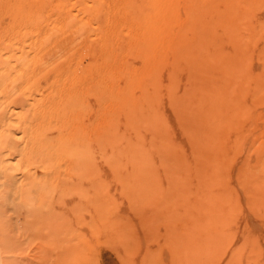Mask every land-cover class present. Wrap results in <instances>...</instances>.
<instances>
[{
	"label": "rangeland",
	"instance_id": "obj_1",
	"mask_svg": "<svg viewBox=\"0 0 264 264\" xmlns=\"http://www.w3.org/2000/svg\"><path fill=\"white\" fill-rule=\"evenodd\" d=\"M61 1L60 0L59 1L58 0H0V123H1L2 117L7 118L8 114L14 115V117H10L9 119L6 120L8 122L7 123L8 125L10 124L12 125L10 129L8 128V131L6 133H9L10 135H12L13 140H15V142L8 141L4 137L3 134L1 135V132H0V146L1 144H3V148L2 146L0 147V156L5 153L14 154L13 162L16 168L11 174H10L11 170L9 171V175L13 179V181L19 175L20 172L30 173L31 172L30 168H32L31 166L34 167L35 165V167L36 166L38 167V171L35 172L36 174L34 175L35 176L34 181L36 180V182H33L31 184V185L33 184L35 185L34 192H32L33 189L31 187L30 188L28 187L29 184L27 185H24L23 183L18 184L16 181V183L20 185V187L15 184L13 187L8 186V188H5V191H4L6 193V189L10 190V191L8 190V192H11L14 190L16 192L15 193L13 191L15 196L12 192H11L12 194L10 193L8 195L3 193V196L6 197L5 199L6 201L4 204L5 206L3 207L7 213V217L8 216L9 217L7 220L2 222L3 224H0V226L3 229V232L2 231L0 232L4 234L3 235L2 233H0L1 234L0 236V264H52V262L54 263V261L56 262L54 264H60L61 260L59 259L63 256V254L67 256V254L68 253L70 254V251H72L70 249L69 250L67 249L65 250V252L60 253L62 244L64 246L65 244L67 245L68 243H71V242H72L71 244H73L74 240L76 242H79V244L80 242L84 241L86 245H88V247L92 246L94 241L96 242L98 241L97 243L98 247L96 249L97 254L93 251H87V250L85 252L86 258L88 257L87 258L88 263H91V262L93 263V261H95V256H97L96 262H98V264H182V263L187 264L185 256L183 255V251L180 250L178 246V245L181 246V241L183 239L182 228L184 227L181 225L182 221H176L177 218L175 217L171 219V217L173 216L171 215L173 214L172 211L170 212L171 214H169L170 216L168 217V212H169L168 209L164 210V208L167 207L166 201L174 199L173 198L174 193L171 191L169 193V191H167L168 187L166 186H168V183L170 182L171 177H169L168 175L169 173L163 168L164 166L163 159L159 157L161 155L157 156V153L159 152L158 149L156 148H152L153 150L151 149L153 153L150 151L152 154L151 155L152 159L150 157L151 164L149 166H150V169H151L150 171L152 172V175L156 179L155 183H156L157 189L159 190V194L157 195L156 193L154 195L152 193V196H149L151 194V191L150 192L148 191L149 194L147 195L149 197L147 195H146L147 196L146 198H145V195L143 197L137 196L138 198H140V200H138L137 197L135 200V196H136V195L134 196L135 190H133V187L131 184L133 182L131 179H129L131 178V176L133 177V175H131V172H132L131 166H130L131 162L129 161L126 162L125 159L121 161L118 160L120 163H117L118 161L117 162L113 161L114 163H117L116 164L117 166L118 164H121V163H125V166L124 164L122 165V167H124L123 169L121 168V165L120 167L118 166L119 168L114 167V169H112L113 166L110 165V162H108L101 155L103 151H105L103 150L104 146L103 148H100V145H99L100 141L97 142L99 135L97 136L96 134L99 133L98 129L100 128L103 129L102 128L103 126L100 123H102L103 120L105 119V115H104V119L102 115L105 113L107 114L108 112V111L106 112L105 109L103 110V108L104 106L106 107V104H107L106 109L108 110L110 106L112 107V103H113L112 99H110L111 101H109L110 97L106 98L111 95H112V98L114 97L113 95L114 92H112V90L109 89L111 91V94L109 93L110 91L109 92L107 91L108 93L106 92L109 86L112 85V83L110 84L111 80L116 81L114 83L115 85L113 84L114 87L112 86L114 89L118 86H119L118 88H120V85L122 88L124 87L123 81L124 83L126 82L124 79H126L125 77L127 75H124L125 72L123 73V71H126L125 68L126 69L128 68L127 65L132 66L131 68L133 69L140 68L141 66L140 61L142 60L141 58H139L138 55H132L131 53L128 52L129 54L134 56L132 57L131 55L129 54L126 55L124 53V52H127L128 50V49L126 50V47L130 48V44H131V39H130L131 37L130 38L127 37L126 33L128 34L129 32L134 31L131 29L133 23H131L132 20L129 19L130 17L127 12L129 8L131 10L132 2L129 0L130 1L129 3H131L129 5L125 3L127 0L125 2H123L124 0H121V2L120 0H115V1L114 0L113 1L112 0H93L95 1L94 5L97 4L98 6L97 8L98 14L96 15L97 16L96 20L93 19V22H91V19H92L91 13L90 15H85V16L79 15L82 18L75 17L74 15L76 14L74 15L72 14V13H76L73 8L76 2L77 3L85 2L87 0H65V1L61 0ZM118 2L119 4L123 2L124 4L123 7H121V5L118 4ZM112 5L115 6V7L113 6L114 9ZM126 8H128V10ZM57 11L60 13H58ZM113 11L116 12L115 15H117L118 17L120 15L121 16L124 15L123 12H125V17L120 16V18H118L120 21L115 20L117 16L114 15ZM108 14L110 16L114 15L115 17H112V16L110 17ZM87 18L89 19L90 22L88 21ZM97 18H98V21H97ZM99 18L101 19V22ZM111 18L114 19L116 21V24L118 25H116L115 22H113ZM125 18L129 20H125ZM207 18L208 20L211 19V17H207ZM70 19L72 20L74 19V20L72 21ZM110 20H112V22ZM107 21H108V24H106ZM71 22H73L74 24L76 23L74 27L72 26ZM124 22H125V25H129L130 28H128V26L124 28ZM109 23L113 26H110ZM65 24L67 25V27L69 26L68 29L65 28ZM85 24L86 26L84 27ZM114 24L117 26V28H115L116 26L114 27ZM252 24L255 25L253 29H254V34L256 35V37H257V32L261 31V33L258 34V37L257 38L255 37V39L253 40L254 43L252 42L253 44L251 46L252 53L251 51L249 52V54H251L252 56H250V59L248 58L247 60V61L250 60L248 63H249V66H251L250 68L252 69L251 75H253V73L256 74V72H258L260 69L263 68V63H262V60L260 59L261 56L259 52L261 50L260 48L264 47V29L262 27V25L264 24V7L258 9L255 12L253 16ZM108 25L111 28H109ZM79 26L81 27L83 26L81 28L82 29L81 31L79 29ZM58 27H59V30H58ZM75 27H76V30H75ZM119 28H122L124 32H121ZM77 29L79 30L77 31ZM102 30L106 32L105 36L107 38L104 36V34H103V37H102V34H100L102 33L101 32ZM114 32L115 34L116 32H120V34L117 33L116 34L117 37H116ZM80 33H82L83 35L81 34L80 36ZM85 33L86 34L88 33L89 36L88 35H87L88 37L85 36L86 35ZM130 34L132 33H129V36L133 35V34L132 35ZM112 36L113 38L111 41ZM80 37H82V39ZM104 37L106 41L110 42V43L108 42V45L112 46L114 43V47L112 46L114 48L113 50H115L116 47L120 44L117 48L118 50H115L117 53L118 51H120L119 56L114 51L118 58L113 52L114 57L112 61L116 57V60L119 61L117 63L114 60V62L117 65L116 67L120 70V67L122 66L120 71H122L123 74L120 73V71H118L117 68H115L114 70V66L112 65V62H111V65L115 72L112 70L110 63H109V66H107L108 63L106 62L103 64H107V65H104L103 67L102 65H100L102 64V62L100 61L102 60L100 58L102 57V53H103L102 49L104 50V53H105L106 49L104 48L109 47V46L107 47L106 45H103L105 46L103 47L101 45ZM87 39L89 40L86 43L85 41H87ZM119 39H121L122 41ZM103 44H107V42L106 43L103 42ZM112 47H110V49H112ZM121 47L122 49L124 48L125 49L121 50L120 49ZM231 48L232 46L229 49H227L226 47L225 49L223 48V53H225L224 55L231 54L233 52V49ZM85 50H87V52ZM108 51H111V50H108ZM83 55H86V56L83 57ZM128 55L134 60V62H132L133 60L129 58ZM87 56L88 57L92 56V57H89V60L92 58L90 62H88L89 60H87L88 59L86 58ZM80 57L84 58L85 61L87 60L86 62L88 64L85 61L83 62L84 59H81ZM93 57L96 62L94 61ZM220 58L223 59L222 57ZM79 62L81 63L79 64ZM126 62H128L129 64ZM125 63L127 64L126 66H125ZM98 66H100L101 68L100 67L98 68ZM105 66L107 68L110 67V70H108L109 69L108 68L107 69L108 71L106 73H108L109 71L110 72L113 71L114 77L116 75H120V76L124 75V76H122L121 79H119L120 77L118 76L115 77L116 79H113L111 77V73L109 72V76L112 78V79L110 78L111 79L110 81L108 78V74H107V79L100 78L102 74L101 73L99 74L100 72L99 69L102 72L105 70L106 68ZM131 68L129 67L127 70L129 71L130 69L131 71L132 70ZM117 71H118V74H117ZM65 72L67 74H65ZM69 72L70 74H68ZM97 74L99 75L98 76L99 80H98ZM64 75H66L68 79ZM95 76L97 77V79ZM101 77H103V75ZM92 78H94V81L96 80L95 83L92 81ZM104 79L107 81H104ZM97 80L99 82H101L100 80H103L102 83H99V86L97 89V90H100L99 87L102 84L103 86V88L101 86L102 92L101 90L100 92L95 90V88L98 85V83L97 85H95ZM118 80H120V82ZM105 82H107V84ZM183 85H185L184 81L181 82L180 88ZM58 86L60 87L59 90H58L59 88ZM61 87L62 89L64 87V91L61 89ZM106 87L108 88L106 89ZM118 88L115 90L117 91ZM91 89L94 91H92ZM57 91H59L60 93ZM104 92H106V94ZM67 93H69L68 95L71 100L69 99V97L67 98L66 96ZM101 93H104L103 96H101L102 95ZM79 95H80V98H79ZM61 97L63 100L61 99ZM64 97L66 98V100L64 99ZM98 97L101 100L104 99L103 102L99 100ZM78 98L81 100L83 99V100L80 101ZM96 98H98L100 102ZM74 99L76 101L81 102V103L77 102L78 105L81 104L82 106H84V107H81L82 111L86 107V111L84 110L85 112H83L84 114H81L82 113L80 112L81 109L79 111L80 114L76 112L79 114V116H81L80 117L81 120L85 119L83 120V122L81 120L80 122H77V125L78 123L81 124V122L83 124L79 125L81 129L80 128H76V129L77 130L80 129L79 132H81V134L88 132L86 133L87 135L84 134V136L86 135L85 137L82 135L83 138L81 139H84V140L80 139V141H84V142L86 141L85 143L84 142L83 143L84 145L86 144L85 147H87V150L89 149V153H90V154L88 153L89 156L87 155L90 160H87L86 162L88 163L90 161L88 164L91 163L92 165L90 164L91 167H89V169H95L96 171L91 170L90 171L91 175L89 173L88 174L86 173L87 176L85 173H83L84 176H82L78 172L75 173L74 170H71L70 168L71 164L70 162L69 163L67 162L68 160L57 158L58 156L52 157L48 153V148H50V152H51L52 146H58L57 143L59 142L57 141H60L61 146H63V142L61 139L69 143L70 138H72L70 137L71 134L69 135V133L76 132V136H74L75 134L73 136L79 139L78 138L79 132L76 129H72L73 127L75 128V125L74 126L72 125L73 127L71 128H70L71 124L68 126L69 124L68 119H70V117L73 118L76 114L73 111L71 112L69 111L70 112L69 113L67 111V109L69 108L65 107L67 106L66 103H68L69 101H74ZM245 99H247L245 100L247 102V103L245 102L246 105L249 106V107L247 106L248 107L247 115L250 114L251 116H250V120L245 126L244 135L242 136V139L234 141L236 137V133L231 131L235 134L234 136V134L229 131L228 134L231 133L230 136H232L233 134L232 137H229L230 139L228 138V134L227 135L225 134L224 140L222 141L221 139L222 143L220 142V140L218 141L220 142L219 144H221L219 145L220 151H221V148L224 147L223 142H225L227 147L225 146L226 148H223L224 150L222 151V153L226 154L227 158L230 157L231 155V157L228 159L229 162L227 161V164L229 163L230 164L227 166V169L229 172L227 171L226 184H227V188L231 192H234V195L237 196V198L239 199V202L242 205L241 206L242 215H240L236 219V221H233L234 224L231 223V226H230L231 229L229 230L230 233H228V230H227V234H229L226 240L227 244L225 243V247L223 246L221 250H217L219 251L217 253H220V254H214L215 257L217 255V258H215L216 264H227V263L228 264H240V263L241 264H252L254 261L255 262L253 264H264V218L263 217L258 218L256 215H254L253 213L249 211L246 205V202H245L246 201L245 191L244 189H242V187H240L238 179H237L238 171L240 167L243 165V162H247L248 165L255 166V164L257 165L259 160H261L264 157V98H261L259 101H255V100L253 101V99L252 98L250 99L248 96V98L246 97ZM168 102L169 101H167L166 99L164 100L162 99L159 101V107L163 106V109L159 108L158 114H160V117H163L164 115L165 118H161L164 123L167 120V122L165 123L166 129H167L166 132H168V135L170 134L169 135L170 139H172L173 142L176 141L175 144L180 143L178 147L179 148L181 147L179 149L181 156L183 155L182 157L185 160L189 159L190 161H192L191 160L192 159L191 149L189 148L188 141L186 140V137L182 129L179 128L180 126L177 125L176 123L177 118H176L174 109H172L173 107L171 108L172 105L170 104V102L169 103ZM98 103L100 106L98 105ZM54 104H57V105H54ZM60 107L64 108V112H68L69 114L66 115L67 113H65L64 115V112H61L63 110H61ZM99 110H101V112L103 111L102 115H101V112L99 113ZM58 112L61 116L64 115L62 116L63 118L58 114ZM72 112L74 113L73 117L71 116L73 114ZM161 112L163 115L161 114ZM48 114H51L52 116L51 115L48 116ZM50 116L53 119H51ZM98 116L100 118H98ZM76 118L79 121L80 118L78 116H75V118L73 119L75 120ZM64 119L66 120V122L67 121L68 122L65 123ZM73 119H70V120L74 122ZM100 119H102V121ZM41 122H42V125H41ZM43 122L45 125L43 124ZM62 123L64 125H62ZM50 124L52 125V127ZM65 124L67 127L65 126ZM74 124H76V120ZM62 126L63 128L65 126V128L62 129ZM167 126L169 127L167 128ZM39 127L42 128L43 131H46L47 133L46 132L43 133L42 129H40ZM84 127L86 128V130L84 129ZM69 128L71 129L72 132L70 131ZM81 130H85V131H81ZM58 131L60 132V134ZM46 136L48 137V139ZM58 137H61V138H58ZM147 137H149V134L147 135ZM86 138H88L89 140L88 139H87L88 141L85 140ZM226 141H229V142L226 143ZM5 142H8V145L10 147H8L7 143L5 144ZM43 142L45 143V145ZM66 142H64V144ZM218 142H216V145H218ZM42 144L44 146H42ZM5 145H7V147ZM41 147L42 149H44V150L41 149L42 155L44 154L43 157L45 156V158L43 159L41 157L39 159L40 152L38 151H40L39 149ZM45 148H47V150ZM98 148H100V150L102 151L101 153L98 152L100 151ZM154 150L157 151L156 154ZM34 151L35 152L37 151L38 154L37 153L33 154ZM48 157H51V158H48ZM43 160L45 163L43 162ZM35 161L37 162V165L36 163L35 164L33 163ZM87 163L86 165H88ZM49 165H52V166H49ZM159 165L160 166L163 165L162 168L159 167ZM34 170L36 171L37 168H35ZM162 170H165V172ZM42 174L43 176L40 179V175ZM191 175L193 177L190 176V181L192 183L195 182L194 184H191V185L195 187L197 184V180H195V174L194 175L191 174ZM19 177L20 176H18V179ZM42 178L45 179L44 180L45 182L43 181ZM191 178L194 179V181H192ZM4 180H5L4 178L0 177V182L1 181L4 182ZM40 180H42V182ZM142 181L144 180L142 179ZM46 184H47L46 186L47 189L46 188L43 189V187H45ZM137 185H139V182H137ZM17 186H18L17 189H12ZM164 188L166 189L167 192H164ZM148 189H152V188L149 187ZM161 191L163 193H161ZM35 192H36V197L34 196V200L32 198L28 199L29 198L28 196L32 197V195H35ZM17 193H19L20 196L22 195L21 198H23L24 200L23 199L21 200L20 197H18ZM165 193H168L170 197L172 198H170L169 195L167 194L168 197L166 196L167 198L164 199ZM0 195H1V191H0ZM7 197L10 198V201L7 199ZM11 197L13 198L11 199ZM25 197L26 198L28 197V198L26 199ZM21 202L22 204H20ZM17 207H19V209H17ZM169 210H172V207ZM33 211L34 212L36 211V213H34ZM32 213L34 215L30 217ZM160 214H161V217H160ZM153 215L154 216L156 215V217H152ZM47 218L49 219L46 220ZM169 218L172 221H167V220H170ZM104 221H116V224H117L116 237H114V240L112 242H105V243L99 242L97 238L98 236L97 234H95L96 232H98L97 227L103 226L102 222ZM177 224L179 226H177ZM79 227L81 228L79 229ZM172 227L174 228V230ZM72 228L74 229V231L71 230ZM179 229L181 232L178 231ZM71 231H73V233ZM75 231L76 233H74ZM173 231L174 233L176 231L177 233L179 232L177 234L179 236L178 238H176L177 236L176 234H175L176 236L173 234ZM30 233H32L33 235ZM72 234H74L73 235L74 239H72L73 237L71 238ZM247 237L251 239V242L249 245L246 241L245 243H242L244 242V240H246ZM99 238L101 237L99 236ZM70 239L73 241H70ZM28 241L29 243H27ZM31 241H34L32 242L33 245H31L32 244ZM56 241L57 243L59 242L58 244H56V246L57 245L61 246V247H58L57 249L55 246ZM39 243H41L42 246ZM27 244H30V247ZM38 245L40 247L37 248L36 246ZM41 247L45 249H42ZM32 249H34L35 251L33 250L34 252H32ZM18 250L20 253L18 252ZM54 250L55 251L58 250V251L55 252ZM238 251L240 253L244 251L245 253L242 252V255H240L238 254L239 253ZM256 251H258L257 252L258 255L256 254ZM55 253L56 254L60 253L62 255L59 256L60 258H57ZM232 253H235V254H232ZM181 255H183V259ZM249 256H253V258ZM212 264H215V263H212Z\"/></svg>",
	"mask_w": 264,
	"mask_h": 264
},
{
	"label": "bare ground",
	"instance_id": "obj_2",
	"mask_svg": "<svg viewBox=\"0 0 264 264\" xmlns=\"http://www.w3.org/2000/svg\"><path fill=\"white\" fill-rule=\"evenodd\" d=\"M92 1L87 0L85 2H78V3L76 2L74 7H73L74 11L76 13H72V12L71 13L73 15L76 14L77 16L76 15H74V16L78 17V18L79 17L82 18L79 15L85 16V15H90V13H91L92 19L90 18L91 16L89 18L91 19V22H93V19L96 20V17H97L96 15L98 14V11H97L98 6H97V4H95L97 6L96 7L94 5L95 1H93V2ZM125 1L126 0H124L123 2H125ZM127 1L125 3H127L129 5L131 4L129 2L130 1L132 2L131 10H130V8H129V10H128V8H126V9L128 10L127 12H128L129 17H130L129 19L132 20L131 23H133L131 29L134 31L129 32V33L133 34V35L130 34L132 36H129V33L127 34L125 32L127 37H129V38L131 37L130 38L131 44H130V48L126 47V50L128 49L129 51L127 50V52H124V51L123 52L126 55L129 53H131L132 55H138L142 61H140V63H141L140 68H135V69L131 68L132 66H128L126 64L128 62L125 63V66L127 65V67L128 68L130 67L132 70L130 71V69H129V71H128L127 70L128 68L126 69L125 67H123L127 71V72L123 71V73L125 72L124 75H127L125 77L126 79L123 78L126 82L124 83V81H123L124 87L121 88V85H120V88H118L119 86L116 87L115 89L118 88V90L116 91L113 88L114 87L113 84L116 81L111 80V79L112 78L116 79L115 78L116 76L120 77L119 79H121L122 76H124V75H121V76L116 75L114 77V72H115L114 70H115V68H117L116 67L117 65L114 62V60L117 63L119 62L118 60H116V57H117L116 53L117 52L115 50H118L117 48L120 44L118 43L119 45L116 47L115 50H113L114 49L113 48L114 43H113V45L111 44L113 47L108 45L109 41L105 40V37H106L105 36L106 32H104L105 29L101 31L102 33H100V34H102V37H103V34L105 36L103 39V42L104 43L107 42V44H103V42H102L101 45L102 46L106 45L107 47L108 46L109 47L106 48L105 46H103V47H105L104 49H106V50L104 53V50L102 49L103 53L101 52L102 57H100L102 59V60H100L102 62V64H100V65H102V67H103L104 65H107V64H103L106 62V63H108L107 66H109V63H110L111 67H112V65L114 66V70L112 67V70L114 72L109 71L111 73L112 78L109 76V72L106 73L108 70H110V67H108L109 68L108 69L105 66L106 68L102 72L99 69V71H100L99 74L101 73L103 75V77H101L102 76L101 75L100 78L107 79V74H108L109 81L111 80L110 84L112 83V85L109 84L110 85L109 88L106 87V89L108 88L107 90L105 89L106 92L107 91L109 92L110 90H112V92H114L113 98H112V95L106 97V98L110 97L109 101H111L110 99L113 100L112 107L110 106L108 108V110L106 109L107 104L105 103L106 107L104 106L103 110L105 109L106 112L108 111L107 114L105 113L102 115L103 111L101 112V110H99V113L101 112L103 119H104V115H105V119L103 120L102 123H100L103 126L102 127L103 129H101V128L98 129L99 133L96 134L97 136L99 135L97 142L100 141V144H99L100 148H103V146H104L103 150H105V151H103V153L101 155L108 162H110V165L113 166L112 169H114V167L119 168L120 165H121V168L123 169L124 167H122V165L124 164V166H125V163L118 164L119 167L116 165L117 163H120L119 161H121V160L125 159L126 162L127 161L131 162V164H130L131 171H132L131 175H133V177L131 176V178H129V179H131L133 182L131 184H132L133 190H135L134 196L136 195L135 196V200H136L137 196L143 197L145 195V198H146L148 196L147 194H149L150 191H151V194L149 196H152V193L154 195L156 193H157V195L159 194V190L157 189L156 183H155L156 179L152 175V172L150 171L151 169L149 166L151 164L150 163V157L152 155L151 149L152 148L158 149L159 154L157 153V156L161 155L159 157H161L163 159V165L164 166L163 165L162 166L169 173L168 174L166 172L169 175V177H171V179L169 178L170 182L168 183V186H166V187H168L167 191H169V193H170V191L174 193L173 194L174 199L166 201L167 207H165L164 210L168 209V211H169V212L167 211L168 217L170 216L169 214H171L170 212L172 211L173 214H171V215H173V216L171 217V219L175 217V218H177L176 221H182L181 225L184 227V228H182L183 239L181 241V246L178 245L179 249L183 251V255L185 256L187 264H212V263L216 264L215 258H217V255L215 257L214 254H220V253H217V252H219L217 250H221L223 248V246L225 247V243L227 242L226 241L227 236H229V234H227V230H228V233H230L229 230L231 229L230 228L231 223H233V221H236V219L240 215H242L241 214V209H242L241 206L242 205L240 204L239 199L237 198V196L234 195V192H231L227 188V184H226V176H227V171H228L227 166L230 164V163L227 164V161L231 157V155H230V157L227 158L226 154L222 153V151L224 150L223 148L227 147L225 142H223L225 145L223 144L224 147L222 146L223 148H221V151L219 149V145H221V144H219V143L221 142V139H222V141L224 140L225 134L227 135L229 131L230 132L233 131L236 133L235 139L233 138L234 141L242 139V136L244 135L245 126L247 125L248 121L250 120V116H251L250 114L247 115L248 114L247 108L249 106L246 105L247 102L245 100H247V99H245V98L246 97L248 98V96H249V98L250 99L252 98L253 101L254 100L259 101L261 98H264V47L260 48L261 50L259 52V54L261 56L260 59L262 60V63H263V68L261 67L262 69H260L258 72H256V74L253 73V75H251L252 69L250 68L251 66H249V63H248L250 60L247 61L248 58L250 59V56H252L251 54H249V52L252 49L251 46L254 43L253 40L256 37V35L254 34V29H253V27H255V25L252 24L253 23V16L258 9L264 7V0H130V1L127 0ZM120 2H121V0H120ZM123 2L120 4L118 2V4L121 5V7H123V5H124ZM113 6L114 5H112V7ZM114 7H113V9H114ZM59 8H61V7H59ZM119 8H120V6H119ZM119 12H121V11H119ZM58 13H60V12H58ZM113 13H114V15L116 14V12H114V11H113ZM123 14L124 15H122V16L125 17V12H123ZM105 15H107V14H105ZM114 15H111V16L112 17L117 16V15H115V16ZM94 16H95V18H94ZM120 16L119 17L117 16L115 18V20L120 21L118 19V18H120ZM126 17H128V16H126ZM207 17H211V19L208 20ZM129 19L125 18V20H129ZM70 20H72V19H70ZM99 20L101 22L100 18H99ZM112 20L116 24V21L114 19H112ZM112 20H110V21L112 22ZM88 21H89V19H88ZM97 21H98V18H97ZM83 22H84V20H83ZM83 22H82V24H83ZM71 24L74 27V25L76 23L74 24L73 22H71ZM106 24H108V21L106 22ZM115 24H114V27L116 25H118V24H116V25ZM109 25L113 26L110 23H109ZM109 25H108V27H109ZM85 26H86V24L84 25V27ZM126 26H128V28H130L129 25H125V22H124V28ZM82 27L79 26L80 31L82 30L81 29ZM262 27L264 29V24L262 25ZM65 28L68 29L69 26L67 27V25L65 24ZM109 28H111V27H109ZM115 28H117V26ZM128 28H126V29H128ZM70 29H72V28H70ZM79 29H77V31ZM119 29L121 32H124V30H122V28H119ZM58 30H59V27H58ZM75 30H76V27H75ZM128 30H130V29H128ZM73 31H74V29H73ZM108 32H110V31H108ZM117 33L120 34V32H116V34ZM260 33H261V31L257 32V37H258V34H260ZM81 34L82 33H80V36H81ZM114 34H115V32H114ZM87 35H88V33L85 36H87ZM119 36H121V35H119ZM122 36H123V34H122ZM116 37H117V35H116ZM80 38L82 39V37H80ZM112 38H113V36L111 37V41H112ZM109 39H110V37H109ZM121 39H119V40H121ZM88 40L89 39H87V41H85V42L87 43ZM94 44H96V43H94ZM230 45L232 46L231 49H233V52L231 54L224 55L225 53H223V48L225 49V47H226L227 49H229L231 47ZM88 46H89V44H88ZM110 47H112V49H110ZM120 49L124 50L125 48L122 49V47H121ZM108 50H111V51L113 50V51L111 52ZM85 51L87 52V50H85ZM113 52L115 53L116 57L112 61V59L114 57ZM119 52L120 51H118V53H117L118 56H119ZM251 53H252V51H251ZM131 54H129V55H131ZM259 54H258V56H259ZM86 55H87V53H86ZM86 55H83V57ZM122 55H124V54H122ZM89 57H92V56H89ZM89 57L88 56L86 57V58H88L87 60H89ZM94 57H93V59H94ZM120 57H122V56H120ZM132 57H134V56H132ZM220 57H222L223 59H221ZM129 58H131V57L129 56ZM81 59H84V58H81ZM90 60L88 62H90ZM84 61H85V59L83 60V62ZM94 61H95V59H94ZM111 62H112V65H111ZM113 62L115 65L113 64ZM132 62H134V60ZM80 63L81 62H79V64ZM122 64H124V63H122ZM99 67L100 66H98V68ZM121 67H120V70H121ZM120 70L118 69V71H120ZM79 71H80V69H79ZM118 71H117V74H118ZM249 71H250V73H249ZM120 73H122V71H120ZM65 74H67V73L65 72ZM68 74H70V72ZM112 74H113V76H112ZM64 76L66 77V75H64ZM71 76H73V75H71ZM98 76L99 75L97 74V77ZM91 77H93V76H91ZM97 77H96V79H97ZM105 79H104V81H107ZM98 80H99V77H98ZM98 80L95 84V85H97V83H98L97 87L95 86L96 87L95 90L98 89L99 83L103 82V80H100L101 82H99ZM58 81H59V79H58ZM60 81H62V80H60ZM84 81H85V79H84ZM92 81L95 83L96 80L94 81V78H92ZM118 81L120 82V80H118ZM183 81H184L185 85H183L180 88L181 82H183ZM105 83L107 84V82H105ZM59 84H60V82H59ZM101 86H102V84L99 87L100 90H101ZM93 88H94V86H93ZM102 88H103V86H102ZM59 89H60V87L58 88V90ZM61 89H62V87H61ZM66 89H67V87H66ZM62 90L64 91V87ZM78 90H80V89H78ZM78 90H77V92H78ZM100 90H97V91L100 92ZM86 91H87V89H86ZM92 91H94V90H92ZM57 92H59V91H57ZM101 92H102V90H101ZM106 92H104V93L106 94ZM104 93H101L102 94L101 96H103ZM109 93L111 94V91ZM68 94L69 93L66 94L67 98L69 97ZM70 96H72V95H70ZM77 96H78V94H77ZM104 96H106V95H104ZM79 98H80V95H79ZM98 98H96V99L98 100ZM103 98H105V97H103ZM61 99H62V97H61ZM64 99L66 100L65 97H64ZM69 99H70V97H69ZM162 99L163 100L166 99L167 101H169L172 106L170 104L169 105L171 106V108L173 107L172 109H174V112H175V115H176V118L178 121V122L176 121V123H177V125L180 126L179 128L182 129V131L186 137V140L188 141L189 148L191 149V155H192L191 160L192 161H190L189 159L185 160L182 157L183 155L181 156V153L179 150L181 147L180 148L178 147L180 145V143L175 144L176 141L173 142L172 139H170V137H169L170 134L168 135V132H166L167 129H166L165 123L167 122V120L164 119V120H166L164 123L161 119V118H165L164 115L162 114V112H161V114L163 115V117H160V114H158L159 108L163 109V106L159 107V101ZM79 100L82 101L83 99L82 100L79 99ZM99 100H101V99L99 98ZM103 100L104 99H102L101 101L103 102ZM67 101H68V99H67ZM75 101L76 100L74 99V101H69L68 103L65 102L67 106H65V105L64 106L70 109V110L67 109L68 112L73 111L76 114L75 116H78L80 118L81 116H79V114H80L79 111H80L81 107H84V106H82L81 104L78 105V103H81L80 101H76V102ZM249 102H250V100H249ZM161 104H160V106H161ZM54 105H57V104H54ZM98 105H99V103H98ZM54 108H55V106H54ZM61 110H63L61 112H64V108H61ZM84 110L86 111V107L83 109V111L81 109V111H80V112H82L81 114H84L83 113V112H85ZM68 112H64V115H65V113H67L66 115H68L70 113V112L69 113ZM76 112H78L79 114ZM74 113L71 115L72 117H73ZM52 114H54V113H52ZM58 114H59V112H58ZM49 115H51V114H48V116ZM59 115H58V117H59ZM64 115H62V116H64ZM75 116L73 118H75ZM10 117H14V115L8 114L7 118L2 117V120L0 123V132H1V135L3 134L4 137L8 141L15 142V140H13V136L10 135L9 133H6L8 131V128L10 129L12 127V125L11 124L8 125L7 124L8 122L6 121ZM73 118L70 117V119H73ZM82 118H84V117H82ZM98 118H100V117L98 116ZM51 119H53V118L51 117ZM70 119H68L69 122L67 121L69 123L68 126L71 124L70 125V128H71L75 125V128L73 127L72 129L80 128L79 125H82L83 120H85V119L81 120V118H80L78 121L76 118L75 119L76 124H74L75 120L73 119L74 120V122H73ZM80 120L82 121L81 124L78 123V125H77V122H80ZM100 120L102 121V119H100ZM44 122H43V124H44ZM67 122L65 120V123H67ZM84 124H85V122H84ZM41 125H42V122H41ZM62 125H64V124L62 123ZM76 125H77V127H76ZM46 126H48V125H46ZM60 126H61V124H60ZM65 126H66V124H65ZM65 126H64V128H65ZM51 127H52V125H51ZM168 127L169 126H167V128ZM64 128L62 126V129H64ZM40 129H42V128H40ZM84 129L86 130L85 127H84ZM79 130H77V131L79 132ZM85 130H81V131H85ZM90 130H91V128H90ZM42 131H43V129H42ZM70 131H71V129H70ZM145 131H146V133L149 134V137H147L148 134H146ZM44 132H46V131H43V133ZM233 132H231V133H233ZM86 133H88V132H86ZM86 133L81 134V132H79L78 133L79 139L74 137V136H76V132L69 133V135L71 134L70 137L73 138V139L70 138V142L67 140L69 143H67L66 141L61 139L63 142V146H61V142L56 140L57 142H59V143H57L58 146H52V147L50 146L51 152H50V148H48V153L52 157L58 156L57 158L68 160L67 162L68 163L70 162V164H71V165L69 164L71 170H74L75 173L78 172L82 176H84L83 173H85V174L89 173L90 174L91 170L92 171L95 170V169H89V167H91L90 166L91 163L88 164L90 161L88 163L86 162L87 160H90L88 157L90 154L89 149L87 150V147H85L86 144L84 145V143L86 141L85 142L80 141V139L83 138L84 134H86ZM231 133L228 134V138L233 136L234 133L232 134V136H230ZM50 134H52V133H50ZM59 134H60V132H59ZM234 136H235V134H234ZM61 137H58V138H61ZM171 137H173V136H171ZM42 138H43V136H42ZM47 139H48V137H47ZM87 139L88 138H86L85 140H87ZM233 139H232V141H233ZM81 140H84V139H81ZM219 140H220V142H218ZM64 142H66L68 145L66 143L64 144ZM216 142H218V145H216ZM227 142H229V141H226V143ZM1 143H3V142H1ZM6 143L8 145V142H5V144ZM7 145H5V146L7 147ZM44 145H45V143H44ZM44 145L42 144V146H44ZM51 145H53V144H51ZM101 145H102V147H101ZM1 146L3 148V144H1ZM231 146H232V144H231ZM8 147H10V146L8 145ZM100 148H98V149L100 150ZM41 149H42V147L39 149L40 151L37 150L38 152H40L39 159H40V157L42 159L45 158V156L43 157L44 154L42 155V153H41ZM45 149L47 150V148H45ZM42 150H44V149H42ZM37 151L36 152L34 151L33 154L37 153ZM154 151L156 154L157 151L156 150H154ZM98 152L101 153L102 151L100 150ZM149 152H150V154H149ZM57 154H59V155H57ZM13 156H14V154H11V153L10 154L5 153V154L0 156V177L5 179L4 182H2V181L0 182V185L2 186V187L0 186L1 187L0 191H1V195H2V196L0 195V224H3L2 222L7 220L9 217V216L7 217V213L3 207V206H5L4 204L6 201L5 200L6 197L3 196V193H5L4 192L5 188H8V186L13 187L15 184L18 185L19 183H23L24 185L29 184L28 187L29 188L31 187L33 189L32 192H34V186L35 185L34 184L31 185V184L33 182H36V180L34 181V177H35L34 175L36 174L35 172L38 171V167L37 166L35 167V165H34V167L31 166L33 169L30 168V170H31L30 173L20 172L18 175V176H20L19 179L17 176L15 178V180L13 181V179L9 175V171L11 170L10 171V174H11L16 168L14 165V162H13ZM29 157H30V155H29ZM185 157H186V155H185ZM48 158H51V157H48ZM151 159H152V157H151ZM113 161H116V162L118 161V162L114 163ZM43 162H44V160H43ZM48 162H50V161H48ZM33 163L34 164L36 163V165H37L36 161ZM86 163L89 166L86 165ZM49 166H52V165H49ZM162 166L159 165V167H161V168H162ZM126 167H127V165H126ZM35 168H37L36 171L34 170ZM87 170H89V171H87ZM165 170H162V171L165 172ZM118 171H119V169H118ZM41 173H43V172H41ZM79 174H78V176H79ZM87 174H86V176H87ZM191 174H193V175L195 174V180H197V184L195 187L193 185H191V184L195 183V182L192 183L190 181V176H192ZM75 175H77V174H75ZM42 176H43V174L40 175V179ZM83 178H85V177H83ZM142 179L144 181H142ZM237 179H238L240 187H242V189H244V191H245V194H246V199H245L246 201L245 202H246V205H247L249 211L251 213H253L254 215H256L258 218H262V217L264 218V157L261 160H259L257 165L255 164V166L254 165H248L247 162H243V165L240 167V169L238 171ZM44 180L45 179H43V181ZM16 181L18 184L16 183ZM40 181L42 182V180H40ZM159 181H161V180H159ZM192 181H194V179H192ZM137 182H139V185H137ZM162 185H163V183H162ZM18 186L20 187V185H18ZM18 186L15 188H12V189H17ZM46 186H47V184L45 185V187H43V189L44 188L47 189ZM149 187H151L152 189H148ZM97 188H96V190H97ZM170 189H172V190H170ZM8 190L9 189H6V193H5L7 195L10 194L11 192L14 194V192H15L14 190H13L14 192L13 191L8 192ZM167 191L164 188V192H167ZM37 192H38V190H37ZM161 193H163V192L161 191ZM17 194H18V197H20V199L22 200L23 199V198H21L22 195L20 196L19 193H17ZM167 194L168 193H165L164 199H166L168 197L169 194L168 195ZM14 196H15V194H14ZM34 196L36 197V192H35V195H32V197L28 196L29 198L28 197L27 198L28 199L32 198L34 200ZM169 197H170V195H169ZM12 198L13 197H11V199ZM170 198H172V197H170ZM7 199L10 201V198L7 197ZM147 199H149V198H147ZM138 200H140V198H138ZM164 203H165V201H164ZM20 204H22V202ZM171 207H172V210H169V209H171ZM17 209H19V207H17ZM162 211H163V209H162ZM34 213H36V211ZM33 215L34 214L32 213V215H30V217ZM35 215H37V214H35ZM156 215L155 216L153 215L152 217H156ZM160 217H161V214H160ZM35 218H37V217H35ZM19 219H21V218H19ZM48 219L49 218H47L46 220H48ZM171 219L167 220V221H172ZM174 221H175V219H174ZM99 222H101V221H99ZM102 224H103V226L97 227L98 232H96V233L94 232V233L97 234V236H98L97 238H98L99 242H104V243L105 242H112L114 240V237H116V231H117L116 221H104V222H102ZM177 226H179V225L177 224ZM228 227H229V229H228ZM0 228H1L0 231L3 232V229L1 226H0ZM80 228L81 227H79V229ZM71 230L74 231L73 228ZM173 230H174V228H173ZM73 231H71V232L73 233ZM178 231H180V229ZM2 232H0V233H2ZM74 233H76V231ZM178 233H177V231L175 233L173 231L174 235L175 234L177 235ZM30 234H32V233H30ZM73 235L74 234L71 235V238L73 237ZM76 235H78V234H76ZM0 236H1V234H0ZM99 236L101 238H99ZM178 237L179 236L177 235L176 238H178ZM84 238H83V240H84ZM72 239H74V237ZM176 240H178V239H176ZM70 241H73V240L70 239ZM245 241L249 245L251 242V239L249 237H247L246 240H244V242H242V241L241 242L245 243ZM32 242H34V241H31V243ZM27 243H29V241ZM58 243L56 241L55 246ZM71 243H68L67 245L65 244V246L62 244V247L58 246V245L56 246V249L58 247H61L60 253L65 252V250H67V249L72 250V251H70V254L66 253L67 256L65 254H63V256L61 258L59 256L62 254H60V253L56 254L55 253L56 257L60 258L59 260H61V262L59 261L60 264L61 263L62 264H86V263H88L87 262L88 257L86 258V256H85L86 250L87 251H93L97 254L96 249L98 247L97 246L98 241L97 242L94 241L93 245L90 247H88V245H86V243L84 241L80 242V244H79V242H76L74 240V243L73 244H71ZM39 244L41 245V243H39ZM27 245L30 247V244H27ZM31 245H33V243ZM173 246H174V244H173ZM173 246H172V248H173ZM255 246H256V244H255ZM36 247L38 248L40 246L38 245ZM45 247H47V246H45ZM42 249H45V248H42ZM257 249H259V248H257ZM33 250L34 249H32V252L35 251V250L34 251ZM233 250H234V248H233ZM25 251H27V250H25ZM57 251H55V252H57ZM18 252H19V250H18ZM242 252H244V251H242ZM242 252L241 253L239 252L238 254L242 255ZM257 252L258 251H256V254H257ZM46 254H47V252H46ZM232 254H235V253H232ZM183 255H181L182 259H183ZM249 257L253 258V256H249ZM90 258H91V256H90ZM96 258H97V256H95V261H93V263L91 262L88 264H98V262H96ZM218 260H219V258H218ZM247 260H248V258H247ZM51 261H53V260H51ZM54 263H56V262L54 261ZM54 263L52 262V264H54Z\"/></svg>",
	"mask_w": 264,
	"mask_h": 264
}]
</instances>
